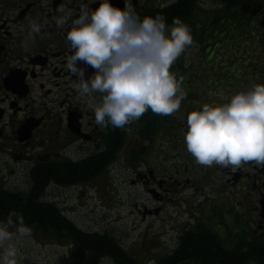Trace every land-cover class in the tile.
Returning a JSON list of instances; mask_svg holds the SVG:
<instances>
[{"label": "flooded vegetation", "instance_id": "1", "mask_svg": "<svg viewBox=\"0 0 264 264\" xmlns=\"http://www.w3.org/2000/svg\"><path fill=\"white\" fill-rule=\"evenodd\" d=\"M164 1L153 7L147 5L148 0L129 3L140 16L145 10L165 9L177 0ZM118 2L124 7V0ZM98 3L99 0H0V156L8 159L17 172H24L27 183L32 171L81 165L104 152L106 127L95 123L88 98L72 87L75 78L66 68V57L73 51L66 40L71 21L79 16L82 6L94 9ZM196 5L195 18L200 21L194 18L186 24L191 31L198 30L195 53L202 63L184 68L180 61L179 70L183 74L186 68L190 72L197 69L202 74L197 81H211V85L199 86V95L195 96V88L188 90V77L185 81L182 75V88L190 96L183 99L185 118L190 112L187 104L195 105L193 100L198 97L201 102L196 109L204 103H225L238 91L264 84V0H196ZM61 7L70 16L63 27H58L55 18L65 14L59 11ZM33 20L41 25L39 34L30 33L29 22ZM205 60L207 70L201 69ZM93 71L88 68L86 76ZM95 95L98 102L100 94ZM118 147L112 154L117 160ZM117 160L108 162L107 169ZM104 167L103 164L97 171ZM202 168L201 183L205 181L207 187L201 189L204 209L190 217L192 222L187 221L171 244L146 262L118 258L112 259V264H219L215 258L182 260V240L201 230L220 251L234 256L242 249L248 264H264V167L248 162L236 169L215 164L207 170ZM142 177L148 181L146 175ZM154 197L162 198L156 192ZM219 219H231L239 229L224 230L218 227ZM198 223L203 229H192ZM177 253L181 257H175ZM253 254H259L254 257L257 261L251 260Z\"/></svg>", "mask_w": 264, "mask_h": 264}, {"label": "clouds", "instance_id": "2", "mask_svg": "<svg viewBox=\"0 0 264 264\" xmlns=\"http://www.w3.org/2000/svg\"><path fill=\"white\" fill-rule=\"evenodd\" d=\"M59 11L65 14L55 22L63 27L70 13L63 7ZM71 24L66 40L73 51L66 68L75 78L72 87L88 98L97 125L123 128L149 110L171 115L180 109L187 92L170 68L194 42L189 25L175 17L169 28L161 14L141 18L129 0L123 8L110 0H99L94 9L84 5ZM29 25L31 34L40 33L35 20ZM88 68L94 71L86 76ZM186 125L184 143L196 163L236 169L253 162L264 167V84L238 91L225 103H204L187 113ZM13 223L15 232L7 226ZM31 232L23 215L14 211L6 223L0 222V264H18L13 238Z\"/></svg>", "mask_w": 264, "mask_h": 264}, {"label": "rangeland", "instance_id": "3", "mask_svg": "<svg viewBox=\"0 0 264 264\" xmlns=\"http://www.w3.org/2000/svg\"><path fill=\"white\" fill-rule=\"evenodd\" d=\"M161 1L164 0H148L147 5L153 7ZM41 3H45V0H41ZM196 21L200 20L195 18ZM191 33L193 44L186 47L173 63V68L179 69L181 62L184 68L198 67L202 63V58L195 53L197 47L194 38L198 30ZM206 61L201 69L207 70ZM186 69L184 72L182 70V75L185 81L188 77V90L195 88V96L199 95L196 91L199 86L211 85V81H197L201 80L202 75L197 69L192 72ZM171 71L178 73L174 69ZM209 71L205 73L209 74ZM210 95L207 93V96ZM186 98L190 99L189 94ZM200 102L201 98L198 97L193 100L195 105L187 104L186 109L192 111L200 106ZM183 105L182 100L180 109L173 114L174 126L161 130L153 137L142 159L133 160L124 156L132 146L141 148L140 141L136 139L112 167L92 182L70 184L67 187L50 186L45 200L54 203L62 215L80 231L112 235L132 259L146 262L157 256L166 245L171 244L185 225L192 222L190 217L204 209L201 189L207 187H204L205 181L201 183L202 167L207 170L211 166L196 163L186 149L184 131L187 125ZM143 175L148 177L149 182L145 181ZM0 186L9 191L27 187L25 173L17 172L12 163L2 156ZM151 190L159 193L162 198L156 199L155 192L151 193ZM185 219H189L188 223L184 222ZM218 221V227L224 230L239 229L231 219ZM7 226L15 232L14 225ZM13 242L18 249V264H112L107 256L98 258L67 238L58 240L51 235L43 237L33 233L25 237L14 236Z\"/></svg>", "mask_w": 264, "mask_h": 264}, {"label": "trees", "instance_id": "4", "mask_svg": "<svg viewBox=\"0 0 264 264\" xmlns=\"http://www.w3.org/2000/svg\"><path fill=\"white\" fill-rule=\"evenodd\" d=\"M227 1V0H223ZM196 0H177L175 4L165 8H151L145 10L140 17L145 15L164 16L166 24L172 26L173 18L178 17L184 23H191L196 17ZM193 32V30L191 31ZM171 69L178 71L177 78H182V73L176 67ZM182 86V80H181ZM175 117L171 115H160L151 112H145L138 120L125 125L123 128L106 127L104 136V152L101 155L93 156L85 160L81 165H61L58 168H42L30 173L29 181L25 189L19 191H9L0 186V222H7L9 213L14 211L23 215L25 225L31 227L33 233L41 234L43 237L51 235L55 239L61 240L67 238L81 249H84L94 256L100 258L107 256L111 259L120 258L121 261H134L129 257L124 249L117 243L115 238L108 233H84L77 229L69 220H67L57 206L46 199L47 188L53 184H83L92 182L98 176L107 170V163L117 160V156L112 154L117 151L119 157L128 150L130 143L140 141L141 148L137 145L132 146L124 156L133 160L142 159L146 154L148 143L155 135L163 129H171L174 126ZM136 149V150H135ZM116 154V153H115ZM105 165L103 171H97L102 165ZM13 221L16 217H12ZM16 227V224H10ZM200 223L193 226L194 230H201ZM213 249V250H211ZM247 253L242 249L230 256L225 252L215 248L209 235L203 234L202 230L197 234H187L182 240V260L186 258H215L219 264H248ZM180 256L179 253L176 254ZM255 256L251 255V260L257 261Z\"/></svg>", "mask_w": 264, "mask_h": 264}, {"label": "water", "instance_id": "5", "mask_svg": "<svg viewBox=\"0 0 264 264\" xmlns=\"http://www.w3.org/2000/svg\"><path fill=\"white\" fill-rule=\"evenodd\" d=\"M118 1H119V0H110V3H112L113 5H115V6H117V7H121V8H123L122 3L120 2V4H119Z\"/></svg>", "mask_w": 264, "mask_h": 264}, {"label": "bare ground", "instance_id": "6", "mask_svg": "<svg viewBox=\"0 0 264 264\" xmlns=\"http://www.w3.org/2000/svg\"><path fill=\"white\" fill-rule=\"evenodd\" d=\"M56 185H57V184H56ZM59 185H60V184H59ZM64 186H66V187H67V186H69V185H67V184H64Z\"/></svg>", "mask_w": 264, "mask_h": 264}]
</instances>
